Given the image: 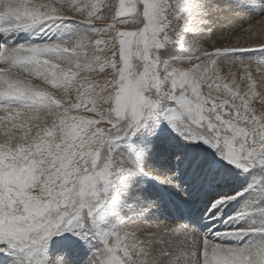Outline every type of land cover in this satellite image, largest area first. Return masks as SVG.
<instances>
[{"label": "snow or ice", "instance_id": "snow-or-ice-1", "mask_svg": "<svg viewBox=\"0 0 264 264\" xmlns=\"http://www.w3.org/2000/svg\"><path fill=\"white\" fill-rule=\"evenodd\" d=\"M234 3L264 10V0ZM223 11L211 0H0V264H72L71 248L34 262L53 237L95 241L82 264H264V223L211 235L149 224L159 203L134 183L186 192L178 171L143 163L150 145L138 137L167 123L242 172L257 169L252 191L264 200V17L221 26L245 43L203 47L210 16ZM66 22L82 31L13 43ZM244 51L259 55H235ZM240 195L213 197L207 219ZM249 234L243 246L222 242Z\"/></svg>", "mask_w": 264, "mask_h": 264}, {"label": "rangeland", "instance_id": "rangeland-1", "mask_svg": "<svg viewBox=\"0 0 264 264\" xmlns=\"http://www.w3.org/2000/svg\"><path fill=\"white\" fill-rule=\"evenodd\" d=\"M211 2L213 6L219 7L224 11L221 13H213L212 16H210V24L206 28V31L209 33H206L202 44L205 48H211V46L217 42L221 45L229 44L230 41L235 43L238 36H240V42L245 43L246 37L240 33L228 35L225 30V34L222 35L221 26L227 23L246 24L249 21H254L264 17V10L237 9L235 7L234 0H211ZM80 31H82V26L77 25L74 22H66L64 25L54 29H45L43 31L37 29L28 33H20L16 36L13 43H27L34 45L60 43L64 40L72 38ZM261 38L264 39V37ZM256 39L257 37H253L252 41L248 42H253ZM166 51L173 56H178L180 54L179 50L175 48L167 49ZM235 55L243 58H255L259 55V53L244 51L235 53ZM160 129V132L155 137H138L139 141L150 145V151L147 152L143 161L144 166L157 169L156 167L151 166L150 156L153 150L159 146V149L162 148V151L166 152L158 164L162 165L161 172L167 171L171 173L172 171H178L180 173L177 178L178 182L184 185L186 192H177L176 189L167 185H161L150 178L143 176L135 177L134 183L135 185L142 186L143 194L146 195L148 199L157 200L159 203V207L151 216L147 218V222L149 224L184 225L180 223L176 218L177 216L173 214V211L176 213V205L186 204V206L190 209L192 205H195L197 202L200 203L199 210L201 212V216H204L205 222H210H206L205 224L202 219V229H199L201 233H209L207 232L208 228L212 226H215L213 232L218 231L223 233L235 231L239 228H246L253 224L264 223V217L259 214V209L264 208V200L256 198L252 191V186L257 182V180H259L261 175L257 169L242 172L241 170L235 168V166L220 159L216 152L208 145L204 144L202 140L194 142L186 141L179 134L173 131L167 123L161 124ZM178 153L183 154L182 162H178L176 159V155ZM197 154H200V157ZM216 157L217 160L215 161L217 162V167H212L211 163L210 166L208 162H211ZM0 158H2V154H0ZM192 164H194V166L190 170ZM209 168H212L214 171L210 169V171H212L209 172ZM248 175L253 176L256 181L252 179V177H247ZM197 177H199V179H196ZM204 183L209 186L202 187V190H204L200 193L199 198H201V200L196 201L199 194L198 190L201 189L200 187ZM206 193L208 195V199L205 198ZM237 193H242V195L238 196L235 200H232L231 203L228 204V207H225V211L221 214V217L213 218L214 220L207 219L210 215L208 203L213 197L219 198L226 195L233 196ZM202 201L203 204L201 205ZM166 202L170 204L169 209H166L164 206V203ZM203 206L205 207L203 208ZM168 210L171 213L168 212ZM237 211L239 212V215ZM236 214L238 215V218L234 221H230L229 218L237 216ZM259 220L262 221L259 223ZM209 235H211V232ZM255 239L256 237L253 234H249L247 236L240 237L239 239L229 238L222 242L229 246H243ZM95 244V241L90 242L91 246L82 245L76 242L69 244V242L62 237H53V243L48 245L44 252L34 255V262L36 259L46 262L49 257L56 255L67 256L68 253L65 250L71 248L70 256L72 264H82L81 258H86L90 255L91 252L94 251ZM2 257L3 254L0 253V258Z\"/></svg>", "mask_w": 264, "mask_h": 264}, {"label": "bare ground", "instance_id": "bare-ground-1", "mask_svg": "<svg viewBox=\"0 0 264 264\" xmlns=\"http://www.w3.org/2000/svg\"><path fill=\"white\" fill-rule=\"evenodd\" d=\"M158 147V148H157ZM154 150H153V152H152V154H151V156H150V161H151V166H153V167H156L159 171H161V168H162V165H158L159 163H160V160L163 158V156L166 154V152L165 151H162V148H160L159 149V146H157ZM197 155H199V157H200V154H197ZM215 160H217V157L214 159V160H212L211 162H208V164L211 166V164H212V167H217V162L215 161ZM215 161V162H214ZM204 163H206V162H204ZM211 163V164H210ZM207 164V163H206ZM207 164V165H208ZM193 166H194V164H192V166L190 167V170L193 168ZM202 166V165H201ZM209 166V167H210ZM200 168V167H199ZM210 169H212V168H209L208 170H209V172H211L210 171ZM216 169V168H215ZM214 171V170H213ZM208 172V171H207ZM188 173H189V171H188ZM213 173V172H212ZM207 174V173H206ZM210 174V173H209ZM247 177H252V179H254V177L253 176H250V175H248ZM248 178V179H249ZM255 180V179H254ZM251 181V180H250ZM256 181V180H255ZM253 182V181H252ZM203 186H209V185H206L205 183L200 187L201 189H199L198 190V196H197V198H196V201L198 200H201V198H199L200 197V193L204 190H202V187ZM193 187V186H192ZM251 187V186H250ZM208 197V195H207V193H206V196H205V198H207ZM208 199V198H207ZM179 202H181V201H179ZM194 203V202H193ZM182 204V203H181ZM203 204V201H202V203H201V205ZM195 206H200V203L199 202H197L196 204H195ZM229 205H227L226 207H228ZM205 206H203V208H204ZM171 208V207H170ZM191 208H193V205H192V207ZM172 209V208H171ZM196 209H198V208H196ZM172 211H173V209H172ZM200 212V210H197V212ZM211 211V210H210ZM224 211H225V208H224V210H223V212L222 213H224ZM238 212V211H237ZM173 214L174 215H176V213L173 211ZM196 214V213H195ZM238 214H239V212H238ZM224 215V214H223ZM237 215V214H236ZM208 216V215H207ZM222 215H220L219 217H221ZM197 218V217H196ZM198 218H201V219H203V221H204V223L206 224V222H205V220H204V218H202V217H198ZM214 220V219H213ZM263 220V219H262ZM262 220H259V223H260V221H262ZM212 221V220H211ZM229 221V220H228ZM209 222V221H208ZM207 222V223H208ZM264 222V221H263ZM210 223V222H209ZM218 224V223H217ZM228 224H229V222H228ZM226 225H227V223H226ZM222 226V225H221ZM217 227H218V225H217ZM215 228V226H212V227H209L208 228V231L207 232H213V229ZM199 230V229H198ZM234 239V238H233ZM41 257V256H40ZM43 261V260H42Z\"/></svg>", "mask_w": 264, "mask_h": 264}]
</instances>
